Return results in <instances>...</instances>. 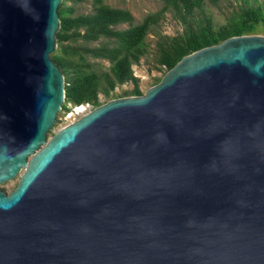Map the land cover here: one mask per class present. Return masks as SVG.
Segmentation results:
<instances>
[{
    "label": "water",
    "instance_id": "1",
    "mask_svg": "<svg viewBox=\"0 0 264 264\" xmlns=\"http://www.w3.org/2000/svg\"><path fill=\"white\" fill-rule=\"evenodd\" d=\"M63 0H0V264H264V36L182 58L54 135ZM22 173V174H21Z\"/></svg>",
    "mask_w": 264,
    "mask_h": 264
},
{
    "label": "trees",
    "instance_id": "2",
    "mask_svg": "<svg viewBox=\"0 0 264 264\" xmlns=\"http://www.w3.org/2000/svg\"><path fill=\"white\" fill-rule=\"evenodd\" d=\"M82 1L63 0L60 7L61 29L53 59L65 75V108L69 103L97 108L102 105L101 94L111 98L118 86L128 82L133 83V90L125 96L143 95L133 66L147 56V39L167 14L182 24L183 31L174 36L153 32L157 37L155 61L166 72L193 52L231 37L264 31V0L238 6L222 24L206 12L221 0H160L162 8L140 23L129 10L112 7L104 0L93 1V12L77 14L76 5ZM96 59L106 60L110 66L92 62Z\"/></svg>",
    "mask_w": 264,
    "mask_h": 264
},
{
    "label": "rangeland",
    "instance_id": "3",
    "mask_svg": "<svg viewBox=\"0 0 264 264\" xmlns=\"http://www.w3.org/2000/svg\"><path fill=\"white\" fill-rule=\"evenodd\" d=\"M93 1L94 0H83L82 2L78 3L76 5L77 14H89L93 12ZM254 1L255 0H221L217 7L208 6L206 12L217 24H222L224 23L226 17L235 8L240 5L253 4ZM104 2L115 8L129 10L135 17L136 23H140L146 15L157 12L162 8V2L160 0H104ZM155 31H159L160 33L168 36H174L183 31V26L181 23H178L171 14H167L159 23ZM153 32L147 39V56H145L139 64L133 66L134 76L139 80L138 85L143 94H145L149 88L157 85L158 79H162L167 73L166 70L164 68H161L155 61L157 37ZM256 35L264 36V31H261ZM92 62L100 64L103 68H108L110 66V63L106 60L96 59L92 60ZM131 90H133V83H125L115 89V91L112 93L111 98L106 99L101 94L100 101L102 102V104H106L109 101L115 99L132 97L130 95L125 96V93L130 92ZM90 107L92 110L94 109L92 105ZM68 109L69 105H67L66 108H63V111L59 115L58 121L53 131L49 133L48 138L52 137L54 135V132L58 131L66 124L63 113L67 112ZM19 181L20 175L14 180L0 185V190L7 194H10L15 190Z\"/></svg>",
    "mask_w": 264,
    "mask_h": 264
},
{
    "label": "built area",
    "instance_id": "4",
    "mask_svg": "<svg viewBox=\"0 0 264 264\" xmlns=\"http://www.w3.org/2000/svg\"><path fill=\"white\" fill-rule=\"evenodd\" d=\"M68 105H69L68 111L63 113L64 120L66 121L65 125L76 121L81 116L85 115L86 113L92 110L90 107L91 106L90 104H84V105L77 106V105H73L69 103ZM80 109H83V111L78 112Z\"/></svg>",
    "mask_w": 264,
    "mask_h": 264
},
{
    "label": "bare ground",
    "instance_id": "5",
    "mask_svg": "<svg viewBox=\"0 0 264 264\" xmlns=\"http://www.w3.org/2000/svg\"><path fill=\"white\" fill-rule=\"evenodd\" d=\"M83 111V109H80L78 112Z\"/></svg>",
    "mask_w": 264,
    "mask_h": 264
}]
</instances>
